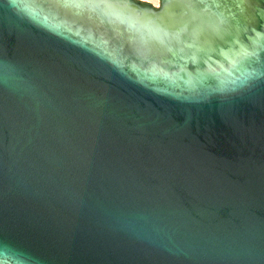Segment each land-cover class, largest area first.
Masks as SVG:
<instances>
[{
  "label": "water",
  "instance_id": "1",
  "mask_svg": "<svg viewBox=\"0 0 264 264\" xmlns=\"http://www.w3.org/2000/svg\"><path fill=\"white\" fill-rule=\"evenodd\" d=\"M0 264H264V0H0Z\"/></svg>",
  "mask_w": 264,
  "mask_h": 264
},
{
  "label": "rangeland",
  "instance_id": "2",
  "mask_svg": "<svg viewBox=\"0 0 264 264\" xmlns=\"http://www.w3.org/2000/svg\"><path fill=\"white\" fill-rule=\"evenodd\" d=\"M141 1H149V2H151L154 6H158V5H159V0H141Z\"/></svg>",
  "mask_w": 264,
  "mask_h": 264
},
{
  "label": "trees",
  "instance_id": "3",
  "mask_svg": "<svg viewBox=\"0 0 264 264\" xmlns=\"http://www.w3.org/2000/svg\"><path fill=\"white\" fill-rule=\"evenodd\" d=\"M142 3H144L145 1H141Z\"/></svg>",
  "mask_w": 264,
  "mask_h": 264
}]
</instances>
